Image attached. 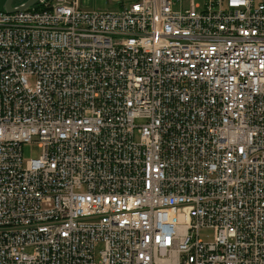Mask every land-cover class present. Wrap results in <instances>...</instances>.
I'll list each match as a JSON object with an SVG mask.
<instances>
[{
  "label": "built area",
  "instance_id": "built-area-1",
  "mask_svg": "<svg viewBox=\"0 0 264 264\" xmlns=\"http://www.w3.org/2000/svg\"><path fill=\"white\" fill-rule=\"evenodd\" d=\"M121 5L0 9V264H264V0Z\"/></svg>",
  "mask_w": 264,
  "mask_h": 264
},
{
  "label": "rangeland",
  "instance_id": "rangeland-1",
  "mask_svg": "<svg viewBox=\"0 0 264 264\" xmlns=\"http://www.w3.org/2000/svg\"><path fill=\"white\" fill-rule=\"evenodd\" d=\"M6 0H0V9L4 8ZM27 0H14L13 4L20 5L23 2H26ZM134 0H124L126 5H129ZM122 0H80L81 6L86 10H110V11H116L122 7L121 5ZM195 2H200V0H195ZM42 147L38 142H30L26 143L23 146V158L24 160H28L31 158H37L42 154ZM208 236L206 239L211 240L212 239V231L208 230L207 232Z\"/></svg>",
  "mask_w": 264,
  "mask_h": 264
},
{
  "label": "water",
  "instance_id": "water-1",
  "mask_svg": "<svg viewBox=\"0 0 264 264\" xmlns=\"http://www.w3.org/2000/svg\"><path fill=\"white\" fill-rule=\"evenodd\" d=\"M13 1L14 0H6L5 1V4H4L5 10L11 12V11H15V10L24 9V8H27V7L35 4L38 0H27L26 2H24L23 4L18 5V6H14Z\"/></svg>",
  "mask_w": 264,
  "mask_h": 264
}]
</instances>
